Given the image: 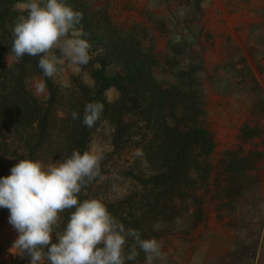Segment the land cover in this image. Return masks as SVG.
Instances as JSON below:
<instances>
[{"label":"rangeland","instance_id":"rangeland-1","mask_svg":"<svg viewBox=\"0 0 264 264\" xmlns=\"http://www.w3.org/2000/svg\"><path fill=\"white\" fill-rule=\"evenodd\" d=\"M86 1L116 28L134 32L158 61L152 72L159 83L174 85L177 74L187 68L196 71L201 83L205 114L198 124L213 138L211 154L203 156L210 166L193 172L186 196L176 199L178 215L158 226L161 252L153 264L207 263V253L213 250L220 264L264 263V10L258 11L253 38L247 36L238 47L232 34L222 43L216 28L210 29L207 8L215 0H135L136 4L122 0V5L119 0ZM27 7L26 2L16 5L21 10ZM81 33L75 28L71 35ZM52 51L63 56L58 48ZM6 61L12 64L14 58L8 55ZM118 69L111 65L108 72ZM73 77L94 85L89 70L64 56L58 59L54 80L69 87ZM185 83L196 88L192 80ZM30 85L39 99L48 98L41 76L33 75ZM106 96L114 101L120 92L112 88ZM113 131L109 121L102 122L92 134L90 150L104 158L113 150ZM121 163L117 158L108 163L107 180L97 191L104 199L117 200L132 189V182L114 170ZM8 217L9 212L0 225L2 264L24 256L10 251L18 233Z\"/></svg>","mask_w":264,"mask_h":264},{"label":"trees","instance_id":"trees-1","mask_svg":"<svg viewBox=\"0 0 264 264\" xmlns=\"http://www.w3.org/2000/svg\"><path fill=\"white\" fill-rule=\"evenodd\" d=\"M20 2L29 0H0V177L10 175V169L25 157L46 164L67 158L73 150H90L93 132L109 121L114 127L113 150L104 154L100 175L82 189L79 199H102L126 228L137 229L144 239L157 240L160 223L178 215L176 199L186 196L193 172L210 166L203 156L211 154L213 138L208 129L198 124L205 105L196 71L183 69L172 86L159 83L152 72L158 61L145 51L134 32L116 28L105 16L94 12L86 0H66L83 14L76 28L91 45V59L82 67L89 70L94 85L73 77L72 85L63 87L53 77L43 75L39 56L26 54L17 60L12 53V28L18 17L27 14V8H16ZM95 51H99L96 56ZM8 55L14 58L12 64L6 61ZM111 65L119 67L113 74L108 72ZM33 75L43 78L48 91L46 100L32 91ZM187 79L196 88L187 85ZM110 88L120 92L117 100H108L106 92ZM89 102L104 104L101 118L92 128L82 123ZM73 111L81 119L73 120ZM115 158L122 162L114 169L116 174L133 186L129 193L112 201L97 191L107 180L108 163ZM70 211L60 214L58 231ZM8 212L0 208V225ZM134 243L130 238L126 251ZM137 251L136 260L128 264L145 260V254L138 248ZM29 259L25 254L11 264H29Z\"/></svg>","mask_w":264,"mask_h":264},{"label":"clouds","instance_id":"clouds-1","mask_svg":"<svg viewBox=\"0 0 264 264\" xmlns=\"http://www.w3.org/2000/svg\"><path fill=\"white\" fill-rule=\"evenodd\" d=\"M82 19L83 14L66 0H29L27 14L18 17L12 28L11 51L17 60L26 54L39 56L38 66L48 78L58 71L54 48L68 61L87 65L89 41L83 33L71 35ZM103 111V103H87L83 125L94 127ZM72 119H81L80 114L73 111ZM102 159L93 150H73L49 164L25 157L10 175L0 177V208L9 210L8 222L18 233L10 249L13 254H26L29 264H128L138 257V248L146 264H153L161 252L155 238L144 239L137 229L126 228L102 199H79L82 189L100 175ZM65 210L72 211L58 231ZM130 238L135 243L126 251Z\"/></svg>","mask_w":264,"mask_h":264},{"label":"crops","instance_id":"crops-1","mask_svg":"<svg viewBox=\"0 0 264 264\" xmlns=\"http://www.w3.org/2000/svg\"><path fill=\"white\" fill-rule=\"evenodd\" d=\"M118 1V0H117ZM153 0H145L151 3ZM214 4L208 6L209 12L207 13L206 20L210 19V29L216 28V37L222 43L226 42L232 34L234 46L240 47L243 41L253 38L252 28L258 24L260 13L258 11L264 10V0H215ZM122 0L119 3L122 5ZM136 4L135 0H131ZM19 4V3H17ZM16 4V5H17ZM263 26V25H262ZM248 36V37H247ZM59 61L63 59L58 58ZM66 62V61H65ZM110 88L109 90H111ZM108 90V91H109ZM117 97V96H116ZM115 97V98H116ZM216 251L207 253V263L201 261L199 264H220L216 259ZM184 264H198L194 261L191 263L185 262ZM224 264V263H223ZM245 264V263H240ZM251 264V263H250ZM253 264H255L253 262ZM264 264V263H261Z\"/></svg>","mask_w":264,"mask_h":264}]
</instances>
